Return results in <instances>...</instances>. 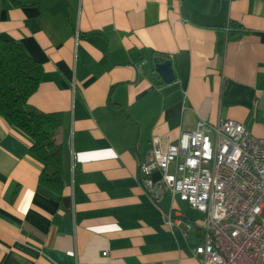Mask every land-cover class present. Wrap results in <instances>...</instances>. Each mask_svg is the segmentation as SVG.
<instances>
[{
    "label": "crops",
    "instance_id": "obj_1",
    "mask_svg": "<svg viewBox=\"0 0 264 264\" xmlns=\"http://www.w3.org/2000/svg\"><path fill=\"white\" fill-rule=\"evenodd\" d=\"M0 35L42 64L27 102L65 114L67 176L42 186L31 139L0 116V264H201L200 216L153 202L139 161L198 118L264 137V0H0Z\"/></svg>",
    "mask_w": 264,
    "mask_h": 264
},
{
    "label": "built area",
    "instance_id": "obj_2",
    "mask_svg": "<svg viewBox=\"0 0 264 264\" xmlns=\"http://www.w3.org/2000/svg\"><path fill=\"white\" fill-rule=\"evenodd\" d=\"M138 176L153 202L168 194L200 212L201 264H264V137L244 123L198 118L164 146L155 135Z\"/></svg>",
    "mask_w": 264,
    "mask_h": 264
},
{
    "label": "trees",
    "instance_id": "obj_3",
    "mask_svg": "<svg viewBox=\"0 0 264 264\" xmlns=\"http://www.w3.org/2000/svg\"><path fill=\"white\" fill-rule=\"evenodd\" d=\"M40 61L27 54L20 42L0 35V116L31 139V153L42 162L38 182L60 194L66 182L64 148L54 131L63 112H43L28 104L42 75Z\"/></svg>",
    "mask_w": 264,
    "mask_h": 264
},
{
    "label": "water",
    "instance_id": "obj_4",
    "mask_svg": "<svg viewBox=\"0 0 264 264\" xmlns=\"http://www.w3.org/2000/svg\"><path fill=\"white\" fill-rule=\"evenodd\" d=\"M154 69L165 82L171 81L174 77L173 70L171 67V61L168 59L156 62L154 64Z\"/></svg>",
    "mask_w": 264,
    "mask_h": 264
},
{
    "label": "rangeland",
    "instance_id": "obj_5",
    "mask_svg": "<svg viewBox=\"0 0 264 264\" xmlns=\"http://www.w3.org/2000/svg\"><path fill=\"white\" fill-rule=\"evenodd\" d=\"M182 204H183V206H181L182 209L185 210V211H189L187 213H191L193 216H197V217L200 216V212L199 211L191 209L190 207H188V205L186 203H182Z\"/></svg>",
    "mask_w": 264,
    "mask_h": 264
}]
</instances>
